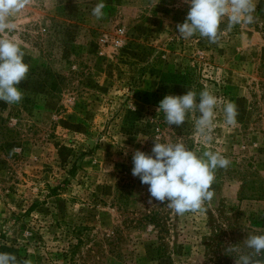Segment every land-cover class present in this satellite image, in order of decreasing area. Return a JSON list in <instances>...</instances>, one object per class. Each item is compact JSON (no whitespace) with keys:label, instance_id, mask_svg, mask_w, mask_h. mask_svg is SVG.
<instances>
[{"label":"rangeland","instance_id":"1","mask_svg":"<svg viewBox=\"0 0 264 264\" xmlns=\"http://www.w3.org/2000/svg\"><path fill=\"white\" fill-rule=\"evenodd\" d=\"M98 2L30 0L0 33L29 65L22 101H0V252L21 264H236L264 234V0L251 24L225 18L217 43L178 35L184 0H104L100 20ZM196 89L218 99L209 143L199 113L169 126L157 111ZM155 141L230 160L203 212L149 203L132 156Z\"/></svg>","mask_w":264,"mask_h":264},{"label":"clouds","instance_id":"2","mask_svg":"<svg viewBox=\"0 0 264 264\" xmlns=\"http://www.w3.org/2000/svg\"><path fill=\"white\" fill-rule=\"evenodd\" d=\"M189 11L183 23H178V35L190 40L195 35L207 38L209 43H217L220 38V24L227 18L228 27L254 22L256 9L254 0H184ZM30 0H0V33L15 29L12 18L21 13ZM106 5L104 0L92 9V15L100 20L104 17ZM25 52L21 46L7 38H0V101L7 104H19L23 92L18 85L27 78L29 65L24 62ZM218 99L208 90L197 93L188 90L184 95H166L157 109L163 112L166 123L176 126L184 124L189 113H199L195 120L196 133L202 141L212 140L215 109ZM224 122L235 126L238 109L233 101L223 105ZM132 175L139 177L144 185H148L152 199L160 203L167 201L166 206L177 215L203 212L204 203L214 197L212 185L218 169H226L230 160L219 152L203 151L198 155L189 150L183 143H158L155 141L151 154L136 150L132 156ZM248 254H239L236 264H264V234H254L244 240ZM228 252H240L231 245ZM0 264H21L15 254L0 252ZM30 264V261H23Z\"/></svg>","mask_w":264,"mask_h":264},{"label":"trees","instance_id":"3","mask_svg":"<svg viewBox=\"0 0 264 264\" xmlns=\"http://www.w3.org/2000/svg\"><path fill=\"white\" fill-rule=\"evenodd\" d=\"M195 92L197 93V98H199V93L200 92L198 91V89H196Z\"/></svg>","mask_w":264,"mask_h":264}]
</instances>
